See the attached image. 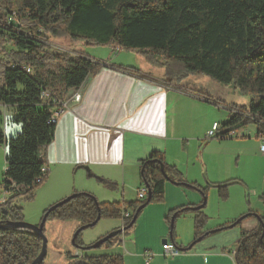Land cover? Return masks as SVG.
Returning a JSON list of instances; mask_svg holds the SVG:
<instances>
[{"label": "trees", "instance_id": "16d2710c", "mask_svg": "<svg viewBox=\"0 0 264 264\" xmlns=\"http://www.w3.org/2000/svg\"><path fill=\"white\" fill-rule=\"evenodd\" d=\"M11 11L21 21V31L5 26ZM61 36L70 41L134 50L152 63H158L155 59L159 58L163 62L160 65L173 68L167 72L173 78L200 74L220 85L232 86L250 99L246 105H231L232 115L219 128L224 132L218 131L214 138H224L249 123L256 125L257 135L264 134V0H0V39L13 46L7 50L11 59L33 69L27 74L18 67H9L10 57L5 52L0 54V102L15 109L13 120L21 124L20 131L10 137L0 132V146L6 150L0 189L12 192L0 205V212H7V216L0 213V219L23 221L16 199L32 198L48 175L41 178L40 170L46 163L41 149L52 143L55 123L50 122L53 107L39 101L41 89L50 90L63 101L68 92L77 90L89 75L105 65L85 52L52 51L40 41L41 37L55 40ZM53 60L63 64L52 67L48 62ZM122 69L138 73L134 68ZM187 91L210 101L204 93ZM140 165L142 182L150 190L148 200L146 197L136 202H101L89 192H74L66 202L45 209L43 215L47 213L46 220L77 221L78 230L98 217V221L121 218L123 210L131 208V216L122 218L127 226L140 206L162 201L166 181L182 183L180 172L166 163L161 152H151ZM100 182L113 186L103 179ZM233 182L214 186L224 195ZM187 186L200 192L203 204L204 188L193 183ZM202 208L193 211L191 207H181L169 216L176 219L193 212L197 240L205 236L201 230L208 220ZM249 216L255 217L258 224L253 229L241 230L233 250L234 261L264 264V216L247 214L218 229L229 228L232 223L237 226ZM82 230L73 239V245L81 252L71 254L69 264H124L119 254L89 253L92 248L86 247L91 245L85 246L79 240ZM116 237L99 247L110 245ZM41 242L38 235L29 231L0 229V264H30L40 252Z\"/></svg>", "mask_w": 264, "mask_h": 264}, {"label": "crops", "instance_id": "0c3cea01", "mask_svg": "<svg viewBox=\"0 0 264 264\" xmlns=\"http://www.w3.org/2000/svg\"><path fill=\"white\" fill-rule=\"evenodd\" d=\"M121 50L115 48L114 52ZM117 61V58L107 60L96 74L89 75L77 90L68 92L63 100L66 105L55 123L54 139L49 146L41 149L42 155L46 156L44 166L48 168V180L57 179L63 185L48 205L71 193V190H65L64 184L73 186L72 194L78 187L89 191L101 202H136L137 191L144 185L140 163L151 152H161L166 163L175 166L180 172L182 183L166 181L162 201L142 208L133 226L121 233L119 242L116 237L111 240L110 245H103L97 248L99 251L91 250L89 253L119 254L123 257L124 264H235L233 250L240 239L241 230L255 228L258 224L255 217V224L247 227L239 225L223 230H219V227L205 230V236L197 241L194 240L193 212H186L173 219L172 229V218L169 215L175 209H193L202 204L200 192L187 184L201 183L202 169H205L208 181L216 176V165L211 158V152L216 148H208V139L204 138L206 130L214 122L221 127L232 115L229 107L243 105L240 104L241 97L229 103L217 96L218 92L211 90L212 94L207 93L202 84L207 85L209 80H200L201 75L194 77L202 83H199L198 88H192L188 78L185 80L186 86H176L174 82L167 80V72L159 71L156 76L142 71L130 73L122 69L127 64L117 65ZM181 81L183 82L179 80L178 84H182ZM214 85L216 90H231L229 86L221 88L215 83ZM188 89L207 96L210 94V101L203 96L195 98L189 94ZM186 99L189 101L184 102ZM200 100L204 103L214 102L218 109L219 104L226 107L224 119L218 122L211 113L200 112L201 109L197 108ZM203 110L210 109L204 107ZM200 116L206 120L203 131L198 125ZM17 132L19 131H15ZM219 132H224V129ZM253 133L261 143V135L256 134V128ZM234 134L231 132L218 140L227 141ZM219 151L225 154L230 152L225 147ZM260 153L264 156L261 151ZM71 173L72 176L69 175ZM77 176L80 179L91 178L86 180L89 188L76 186ZM99 179L109 181L113 186L104 185ZM236 208H230L233 212L239 210L234 217H218L214 222L220 223L223 220L231 223L245 213L246 208ZM123 211L132 214L131 208ZM107 219H115L117 223L111 228H107V223L104 224L107 228L104 235L124 225L122 217ZM163 240L176 244L180 249L179 255L172 258L164 256ZM193 241L194 245L187 249ZM80 252L77 249L75 255ZM146 253L150 254L148 262L145 259Z\"/></svg>", "mask_w": 264, "mask_h": 264}, {"label": "rangeland", "instance_id": "374dc122", "mask_svg": "<svg viewBox=\"0 0 264 264\" xmlns=\"http://www.w3.org/2000/svg\"><path fill=\"white\" fill-rule=\"evenodd\" d=\"M41 39H44L43 45L49 47L52 51L57 50L66 52L68 54H75L77 50L79 51L80 49V51L85 52L91 58L104 63L110 58H117L119 61H117L115 64L118 65L122 63L128 65L123 66V68L132 67L135 71H142L143 73H149L150 75L154 76H156L159 71L164 73L173 70L171 66L168 67L166 65H160L159 63L162 64L163 62L159 58L155 59L158 63H152L145 59V55L134 50L124 49L120 52H114L115 48L111 45H98L90 42H85V44L84 41H70V39L65 36H61L55 40H49L46 38ZM0 43L4 45L7 55H10L7 50L13 49L11 43L3 41V39H0ZM46 43L48 45H46ZM0 54L4 53L2 52ZM48 63L52 67L63 64L62 61L56 60L49 61ZM128 72L135 73L129 70ZM197 75L193 74L185 78L178 79L171 77L172 75L169 73L167 80L169 82H174L176 86H186L185 80L188 78L191 80L190 84H192V86H189L192 88H198L199 83L201 82L198 81L199 79H208L209 82H206L207 85L200 83L202 84L203 88L207 89L205 90L207 93L212 94L211 90L218 92L217 96L222 98L223 101L229 103L232 101L235 102L237 97H241L242 99L240 104L246 105L248 103L250 99L248 94H241L238 90L232 88V86H229L231 90H216L214 83L221 88H226L228 86L220 85L204 75H201L199 79H194V77H197ZM179 80H183V82L181 81L182 84H178ZM210 94L208 95L210 96ZM191 95L195 98H198L193 94ZM183 101L186 102L189 100L186 99ZM205 103L201 101V103L197 106L198 109H201L200 112L204 111L211 113L214 116V120H217L218 122L224 119L227 112L226 107H223L221 104H219L220 108L218 109L214 105V102ZM204 107L209 108L210 110H203ZM232 110L233 109H229V111ZM14 115V108L10 106H4L0 102V132L5 137H10L15 134V131H20L21 129V124L16 123L13 120ZM205 123L206 120L200 116L198 125H200L201 129L203 128L201 131L205 129ZM255 128L256 125L253 123L239 127L234 131L235 134L233 135V138L227 139V141L218 140V138H208V148H212L213 150L216 148L213 153L211 152V158H213L212 160L216 165L215 170L217 173L212 181H208L206 177V171L205 169H202V172H200L202 182L196 183L199 185H197L198 187L204 188L206 192V205L202 210L203 212L205 211L204 213L207 216L208 221L202 227L203 232H206L205 230L210 228L220 227V224L225 222L222 220L220 223H215L214 221H217L218 217H234L235 214H238L237 212H239V210L233 212L230 208L237 209L236 207L238 206H242V209L240 210L246 208L244 211L245 213H242V215L236 217L234 221L243 218L247 214H258L260 216L264 214V156H262L260 153V143L254 137L253 131ZM209 129L206 130L204 138H206V134ZM235 140H241L242 142L236 143L234 142ZM222 147L229 149L230 152L227 154L224 152L220 153L219 150ZM5 153L6 150L4 146H0V180L6 168ZM219 165H221L220 168L218 167ZM222 174H224V177H222ZM69 175L72 176L73 173ZM67 179L69 180L70 178ZM89 179L91 178L85 177L80 179V177L77 176L75 180L76 186L82 185L85 186V188H89V186L86 185L88 183L86 180ZM83 180H85V183ZM94 180L97 181L95 178ZM231 181L234 182L226 187V193L224 195H220L214 185L228 183ZM61 186L63 185L59 182V180L52 178L48 180L47 177L45 181L36 188L32 198H17L15 203L21 208L23 221L31 225H38L43 217V211L51 206L48 204H50V201L57 195V192ZM64 186L65 190H71V193L69 194L71 195L73 186L67 184H64ZM85 191L87 190L76 187L75 192ZM2 192L3 189H0V195ZM11 194L12 192H6V200H8ZM57 202L58 201L55 203ZM77 223L78 222L74 220H46L43 227V233L47 241L46 256L43 261L44 264H69L71 261L70 255H75L77 250L72 243L73 235L78 228ZM106 223V226H108L107 228H111L113 225H116L117 221H115V219L104 218L103 220H99L93 227L83 229L79 238L80 242L85 246H90L99 238H101V236H105L104 232L107 228L104 227V224ZM252 223L255 224V218L253 216H249L243 219L239 225L247 227L248 225H252ZM239 225H237V227ZM120 238L121 234H119L116 238L118 239V242L120 241ZM91 250L92 252H97L100 249L92 248Z\"/></svg>", "mask_w": 264, "mask_h": 264}, {"label": "built area", "instance_id": "2783aa9c", "mask_svg": "<svg viewBox=\"0 0 264 264\" xmlns=\"http://www.w3.org/2000/svg\"><path fill=\"white\" fill-rule=\"evenodd\" d=\"M4 24H5V26H7V25L13 26L16 31H21V25L22 24L18 20V17L16 15L15 11H11V13H9L7 15ZM38 31L41 32V31H43V29H39ZM27 35L33 36L35 34H33V35L27 34ZM41 38H40V41L42 44H44L43 43L44 39H41ZM46 45H48V44L46 43ZM116 49H119V48H116ZM5 51H6V49H5L4 45L0 43V53L5 52ZM10 59H11V57H10ZM9 67H12V68L18 67L19 69L23 70L27 74H31L33 72L32 67L27 66L25 64L18 63L17 61H15L13 59L10 60ZM39 101L42 104L51 105L53 107V109L51 111L50 122L56 123L59 115L64 110V106L66 105L65 101H61L59 98L54 96L50 90L45 89V88L41 89V91L39 93ZM219 128H220L219 124L217 122H214L212 124L211 128L207 131L206 138L207 139L213 138L215 136V134L219 131ZM260 138H261L260 151L264 154V134H262L260 136ZM40 171H41V178L44 177L46 174H48V168L45 167L44 165L41 167ZM41 178H39L37 181H39ZM146 197H147V188L145 185H143L137 191V198H138V200H144ZM5 202H6V191H3L0 195V205L4 204ZM130 216H131L130 212H128V211L122 212V218H128ZM122 227H124V225ZM162 250H163L164 256H166L168 258L176 257L180 253L179 247L176 244L170 243V242L163 243ZM149 258H150V254L146 253L145 254L146 262H148Z\"/></svg>", "mask_w": 264, "mask_h": 264}, {"label": "water", "instance_id": "95a60500", "mask_svg": "<svg viewBox=\"0 0 264 264\" xmlns=\"http://www.w3.org/2000/svg\"><path fill=\"white\" fill-rule=\"evenodd\" d=\"M161 170H162V168H161ZM149 197H150V190H147V200L149 199ZM70 198H71V195L67 196L66 198H64L61 201H58L57 203L52 205L50 207V209H48V210H51L52 208L56 207L58 204L66 202ZM204 203H205V201H204ZM204 203L199 205V206L194 207L193 211L202 208ZM142 207L143 206H140L137 209L136 213L132 217V220L130 221V223L127 226H124V227H122L120 229H117V230L111 232V233H108L107 235H105L102 238L98 239L90 247H86V248H98L100 245L105 243L107 240H109V239H111L113 237H116L117 235L123 233L125 230H128L132 226V224L135 222L136 217H137L136 214H137V212H139L142 209ZM0 213L2 215L7 216V212L6 211H1ZM46 216H47V213H45L43 215V217H42V219H41V221H40V223L38 225H31V224L25 223L24 221H11L8 218L6 220L0 219V229H13V230L29 231V232H32V233L38 235L41 238L42 242H41L40 252L38 253L36 258L30 264H40L41 262L44 261V258L46 256V244H47V241H46V237H45V235L43 233V227H44V223L46 222ZM98 219H99V217L94 222H92L91 224L85 225L84 227H80V228L84 229V228L93 227L98 222ZM173 223H174V221H173V219H171V222H170V228L171 229L173 228ZM230 226L231 227L234 226V223H232ZM81 229H78V230H81ZM78 230L74 233L73 239H74L75 235L77 234ZM73 239H72V243H73ZM200 239H201V237H199L197 239V241H199ZM162 242L165 243V242H167V240H163ZM194 243H195V241H193L189 245V247H187V249H190L194 245Z\"/></svg>", "mask_w": 264, "mask_h": 264}]
</instances>
